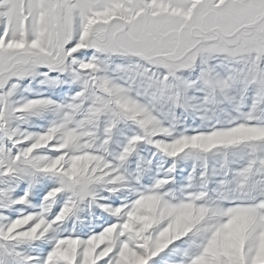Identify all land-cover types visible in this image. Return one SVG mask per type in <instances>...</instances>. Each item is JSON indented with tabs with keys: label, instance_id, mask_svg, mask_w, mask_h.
<instances>
[{
	"label": "snow or ice",
	"instance_id": "1",
	"mask_svg": "<svg viewBox=\"0 0 264 264\" xmlns=\"http://www.w3.org/2000/svg\"><path fill=\"white\" fill-rule=\"evenodd\" d=\"M0 264H264V0H0Z\"/></svg>",
	"mask_w": 264,
	"mask_h": 264
}]
</instances>
